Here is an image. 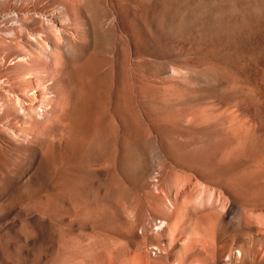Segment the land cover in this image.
<instances>
[{"label":"rangeland","instance_id":"obj_1","mask_svg":"<svg viewBox=\"0 0 264 264\" xmlns=\"http://www.w3.org/2000/svg\"><path fill=\"white\" fill-rule=\"evenodd\" d=\"M260 237L264 0H0V264H264Z\"/></svg>","mask_w":264,"mask_h":264},{"label":"bare ground","instance_id":"obj_2","mask_svg":"<svg viewBox=\"0 0 264 264\" xmlns=\"http://www.w3.org/2000/svg\"><path fill=\"white\" fill-rule=\"evenodd\" d=\"M35 18V17H34ZM55 26V25H54ZM58 27V26H57ZM59 28V27H58ZM54 29H56V27L54 28ZM61 30H62V28H61ZM56 31H58V30H56ZM26 32V31H25ZM60 32V31H59ZM66 34V33H65ZM64 34V35H65ZM38 41V40H37ZM34 42V41H33ZM75 42H77V40H74V39H71L70 38V41H68V42H66V45H65V47H66V49L67 50H70V51H73V48H74V45H73V43H75ZM42 47V46H41ZM43 48V47H42ZM48 49H52L50 46L48 47L47 46V48L46 49H43V50H45L46 52H47V50ZM44 51V52H45ZM49 51V50H48ZM41 57V56H40ZM41 59V58H40ZM35 60V59H34ZM38 62V61H37ZM38 66V65H37ZM64 88V87H63ZM61 91V90H60ZM64 91V90H63ZM67 92V91H66ZM63 98V97H62ZM67 98V97H66ZM65 98V99H66ZM18 99V98H17ZM67 103H68V101L67 100H65ZM62 102V101H61ZM17 103V102H16ZM19 105V104H18ZM68 105V104H67ZM67 105H65V106H67ZM29 106V105H28ZM30 107V106H29ZM28 107V108H29ZM28 108H26L25 107V109H24V113H29L30 111H32V114L30 113L28 116L29 117H27V116H25V117H27L28 119H27V121H32V122H34V121H36V119H37V117H35V116H37V115H35V114H33L34 113V108H32V107H30V109H28ZM32 108V109H31ZM62 108H63V106H62ZM26 109H28V111H26ZM23 110V109H22ZM64 111V110H63ZM25 115V114H24ZM19 116H20V114H19ZM22 117H23V115H21ZM24 117V118H25ZM40 117V116H39ZM68 119V118H67ZM37 120H39V119H37ZM25 121H26V119H25ZM37 123V122H36ZM36 125V124H35ZM159 226V225H158ZM232 242H234V243H236V244H238V243H241V241H235V240H231ZM259 244H263V242H264V237H260L259 238ZM243 244V243H242ZM240 246V245H239ZM244 246H246V245H244ZM240 254V253H239Z\"/></svg>","mask_w":264,"mask_h":264},{"label":"built area","instance_id":"obj_3","mask_svg":"<svg viewBox=\"0 0 264 264\" xmlns=\"http://www.w3.org/2000/svg\"><path fill=\"white\" fill-rule=\"evenodd\" d=\"M154 225L156 228H158V223L156 222V219L154 220Z\"/></svg>","mask_w":264,"mask_h":264}]
</instances>
